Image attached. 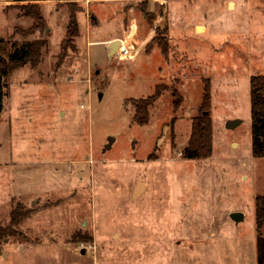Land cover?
<instances>
[{
  "label": "rangeland",
  "instance_id": "1",
  "mask_svg": "<svg viewBox=\"0 0 264 264\" xmlns=\"http://www.w3.org/2000/svg\"><path fill=\"white\" fill-rule=\"evenodd\" d=\"M161 1L144 5L151 26L116 5L43 0L45 32L24 39L14 30L32 25L26 3L0 0V38L47 42L39 66L12 72L4 89L0 264H257L264 158L251 155L250 79L264 77V0ZM70 6L81 9L79 36L61 57ZM124 19L139 29V53L119 61L100 41ZM150 26L154 36L168 27L178 53L147 52ZM158 85L182 103L164 92L139 126L129 101ZM206 86L212 155L184 160Z\"/></svg>",
  "mask_w": 264,
  "mask_h": 264
},
{
  "label": "trees",
  "instance_id": "2",
  "mask_svg": "<svg viewBox=\"0 0 264 264\" xmlns=\"http://www.w3.org/2000/svg\"><path fill=\"white\" fill-rule=\"evenodd\" d=\"M43 0H14L17 3H26L18 7L21 17L29 19L32 25L23 30L15 28L14 35L22 38L34 37L36 34L44 33L46 29L45 21L41 15L40 6L35 3ZM78 1V0H63ZM145 2L139 7L147 20L152 26L155 17L148 18L145 11ZM81 11L76 6L69 7V18L66 26L65 38L61 43V57L65 56L67 50L75 51L74 42L79 36L76 13ZM166 20V16L164 17ZM168 27L158 32L147 47L149 52L153 46L160 50L164 57L168 56ZM47 42L44 39L34 38L21 44L18 42L9 43L8 40L0 38V113L2 111V101L5 97L4 89L9 75L23 67H28L34 71L42 60V50H45ZM171 91L174 98V107L178 108L182 103V98L174 90H168L163 85L155 87L154 94L146 99L130 100V105L134 108V122L139 126H144L149 120V110L154 106L161 95ZM250 129H251V155L253 158H264V77H252L250 79ZM212 128L209 117V90L205 88L203 102L198 116L191 122V132L187 146L181 153L184 160H205L212 155ZM18 219L12 217V226L17 225ZM254 227H255V252L257 264H264V196L257 195L254 198ZM4 233L0 229V234Z\"/></svg>",
  "mask_w": 264,
  "mask_h": 264
},
{
  "label": "crops",
  "instance_id": "3",
  "mask_svg": "<svg viewBox=\"0 0 264 264\" xmlns=\"http://www.w3.org/2000/svg\"><path fill=\"white\" fill-rule=\"evenodd\" d=\"M143 1V0H142ZM154 2H158V0H153ZM170 1L173 0H163V2L161 1L162 5H165V7H167L168 3ZM139 3H141V0H87V5L88 7L91 5H116L117 6V11L118 12H124L127 15H134L135 13L139 14L140 16L143 15L142 12L138 13V5ZM233 6L235 8V3H233ZM165 13H166V17L168 16V12L165 8ZM92 21H95L96 19L94 17H92ZM95 19V20H94ZM145 19V17H144ZM146 20V19H145ZM161 19L158 17L157 21L155 23H157L158 21H160ZM198 26V28H202L203 32H205V26L203 25H195V27ZM121 30H118L117 32H115L114 34L110 35L109 37H107L106 39L100 41L101 44L106 46V52L108 54V46L114 42V41H118L119 43L121 42L122 44H126L128 46H130L133 50V55L129 58H126L124 60H134L136 58V56L139 53V41H138V34H139V29L137 27V25L135 23H128L126 19L121 21ZM149 34L147 37V40H152L153 36H154V30L151 29V26L149 27ZM169 28H168V34H167V39H168V53H170V55H172L173 49H175V52H177L178 48L175 46H172L170 44V36H169ZM171 59V58H169ZM5 98V97H4ZM3 102V101H2ZM2 109H3V103H2Z\"/></svg>",
  "mask_w": 264,
  "mask_h": 264
},
{
  "label": "water",
  "instance_id": "4",
  "mask_svg": "<svg viewBox=\"0 0 264 264\" xmlns=\"http://www.w3.org/2000/svg\"><path fill=\"white\" fill-rule=\"evenodd\" d=\"M118 46H119V42L118 41H114V42H112L109 46H108V54H107V56L108 57H111V56H114V54H115V52L117 51V48H118ZM239 121H229V122H227V124H226V128H232V127H234V126H236V125H239ZM141 188H142V186H141ZM141 190V189H140ZM241 215L240 214H238V213H233L232 215H231V219L233 220V221H235V222H238L239 220H241ZM81 254H84V251H82L81 252Z\"/></svg>",
  "mask_w": 264,
  "mask_h": 264
},
{
  "label": "built area",
  "instance_id": "5",
  "mask_svg": "<svg viewBox=\"0 0 264 264\" xmlns=\"http://www.w3.org/2000/svg\"><path fill=\"white\" fill-rule=\"evenodd\" d=\"M133 55V50L130 46L126 44L119 43L117 51L115 52L113 58H118L119 61H122L126 58H129Z\"/></svg>",
  "mask_w": 264,
  "mask_h": 264
},
{
  "label": "bare ground",
  "instance_id": "6",
  "mask_svg": "<svg viewBox=\"0 0 264 264\" xmlns=\"http://www.w3.org/2000/svg\"><path fill=\"white\" fill-rule=\"evenodd\" d=\"M198 31H202V28H198ZM141 189V185H138L137 189H136V192H139Z\"/></svg>",
  "mask_w": 264,
  "mask_h": 264
}]
</instances>
